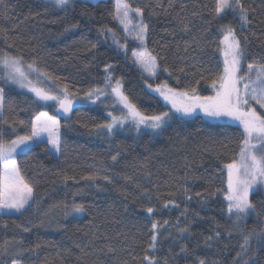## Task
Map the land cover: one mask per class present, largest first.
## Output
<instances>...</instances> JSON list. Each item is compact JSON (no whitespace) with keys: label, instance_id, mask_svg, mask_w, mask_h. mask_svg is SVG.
Here are the masks:
<instances>
[{"label":"trees","instance_id":"1","mask_svg":"<svg viewBox=\"0 0 264 264\" xmlns=\"http://www.w3.org/2000/svg\"><path fill=\"white\" fill-rule=\"evenodd\" d=\"M117 2L75 0L64 9L52 6L51 0L0 2V50L22 56L26 67L35 61L48 73L35 77L37 82L58 96L67 87L75 101L71 113L63 116L56 106H45L33 93L6 82L0 65L8 120L0 122L4 139L30 134L31 121L41 112L59 120L62 137L58 154L40 144L15 157L34 188V202L23 215L0 211V264L14 259L20 264H143L153 222L159 225L157 247L148 254L158 264H199L200 259L205 264H264V195L251 194L255 207L239 222L227 212L223 165L238 154L240 126L172 114L157 134H136L124 126L112 133L95 129L113 116L124 117L117 113L118 101L105 87V76L112 77V86L119 80L123 93L146 116L171 113L148 84L183 88L199 80L198 94L214 96L211 81L223 66L217 50L220 25L235 28L245 48L244 68L264 63V0H242L251 21L244 29L238 14L214 19L215 0H171V8L169 0H127L131 8L143 10L148 25L145 45L158 65L153 81L133 60V48L114 18ZM106 65H111L107 72ZM96 88L106 94L89 100L86 93ZM90 175L96 179H86ZM184 188L191 200L183 195ZM197 192L215 195L205 200ZM170 199L175 204L164 207ZM65 203L83 204L85 211L64 215ZM149 206L153 214L145 211ZM249 234V244L242 248ZM207 237L212 239L206 242ZM182 247L187 251L181 252Z\"/></svg>","mask_w":264,"mask_h":264},{"label":"snow or ice","instance_id":"2","mask_svg":"<svg viewBox=\"0 0 264 264\" xmlns=\"http://www.w3.org/2000/svg\"><path fill=\"white\" fill-rule=\"evenodd\" d=\"M2 2V0H0ZM71 0H51L52 6L56 8H66ZM173 5L169 0L168 7ZM6 7V6H5ZM167 11V9H165ZM214 19H222L224 15L231 12L234 16L238 14L241 29L247 27L251 21L248 18L249 9L245 7L242 0H215ZM132 13L140 17V22L136 24V36L141 45V51L133 53L137 56L135 63H138L150 76H156L157 57L147 50L145 40L148 32V25L143 23V10L141 8H131L127 0H118L115 6L114 18L123 26L125 32L130 31L132 24ZM6 14V13H5ZM196 13H193L195 15ZM179 15V14H178ZM181 23L183 20L181 19ZM219 32L222 39L219 41L218 51L223 57V66L220 74L212 79L211 88L214 90V96H202L197 92L196 85L189 83L183 88L169 87L167 82L156 85L155 88L148 84V88L159 93L163 99L171 104L175 113H180L181 117H189L197 110L204 113L205 116L220 119L229 118L237 121L242 129L240 133L241 140L239 142V151L235 158L229 163H225L223 168L227 170V189L225 200L227 201V212L230 216H235L236 222H239L249 214L255 207L250 200V194H255L258 188L264 189V114L257 111L253 105H259L264 109V63H248L244 68L245 48L242 45L240 37L231 25H220ZM106 32L112 33L115 40V33L112 29ZM5 35L6 32H5ZM247 39L246 37L244 38ZM9 48L12 45H8ZM95 47V45H93ZM121 47H124L122 45ZM23 57L15 55L11 51L0 50V65L6 69L5 81L18 84L21 88H27L34 93L38 101H57L60 109L64 113L72 110L73 100L70 99V93L67 87L63 90V95H53L51 90L37 87L29 79V73L23 70ZM30 72H35L37 76L48 77V73L41 71L35 66V61L27 64ZM111 68V65L105 66V71ZM165 71L167 69L165 68ZM184 72L183 68L178 69ZM171 75V73H170ZM195 75V74H194ZM50 78V77H49ZM112 77L105 76V87L111 88V93L115 95L118 102L123 104L127 109L124 117H112L110 123L97 124V131L104 129L108 133H112L116 127H123L125 120L129 118L134 123L136 130L139 131L141 125L152 129L154 132L160 130L162 126L171 118L170 112H161L158 115L146 116L138 110L137 106L132 103L127 95L122 91V85L116 80L115 86L111 84ZM179 83V81H177ZM104 89L96 88L86 93V97L91 100L93 96L99 99L101 95H105ZM111 115V113H109ZM0 122L7 124L8 120L4 117V89L0 88ZM15 123V122H14ZM23 124L24 121H19ZM87 127V125H84ZM65 127H68L65 125ZM61 125L59 120L53 116H49L47 112H41L31 121V132L28 135L16 136L15 139L5 140L3 134L0 133V211L15 212L24 214L32 207L34 202V188L22 175L21 169L17 164L16 155L19 150H31V146L43 144L49 152H61L62 137ZM50 146V147H49ZM257 152L261 153L257 155ZM117 155L112 156V160H117ZM70 179L65 177V180ZM88 180H95L96 176L90 175L86 177ZM103 179L107 180L105 176ZM199 179V177H197ZM219 191V189H217ZM189 190L183 189V195L191 200L192 196L188 195ZM197 197L207 199L208 195L215 193L201 194L197 192ZM149 199L151 197L149 196ZM175 204L174 199L168 200L164 207ZM178 207V205H176ZM57 207H61L57 205ZM64 215L71 213H83L85 206L83 204H63L61 208ZM145 211L153 214L155 209L151 206ZM167 224V221L164 222ZM159 225L157 222L152 223V235L142 258L143 264H158L154 255L148 254L157 247L156 230ZM28 229H25L27 231ZM180 232H187V228L179 229ZM215 235L218 237L220 233L217 231ZM251 234L244 236V245L249 244ZM212 237H207L211 240ZM111 251V248H109ZM186 247L181 248V252H186ZM19 254V253H17ZM12 264H20V261L14 259ZM166 264V262H165ZM199 264H205V260L200 259Z\"/></svg>","mask_w":264,"mask_h":264},{"label":"rangeland","instance_id":"3","mask_svg":"<svg viewBox=\"0 0 264 264\" xmlns=\"http://www.w3.org/2000/svg\"><path fill=\"white\" fill-rule=\"evenodd\" d=\"M72 1H75V0H71V2H72ZM83 1H86V2H92V3H97V2H99V1H103V0H83ZM71 2H70V3H71ZM131 15H132V24L129 26V27H130V31L125 32L124 29H123V26H122V25H120V26H121V28H122V31H123V37H124V39H125L127 45H128V44L131 45V47L133 48V53H137V54H138L142 49H141L140 42H139L137 39H135V36H136V30H135V27H134V26L140 22V19H141V18L135 16L134 13H132ZM145 42H146V40H145ZM117 43H118V42H117ZM125 47H126V44H125ZM122 48H123V47H122ZM132 57H133V60L136 61L137 56L132 55ZM135 64H136V66L138 67V69L144 74V76H145L148 80L153 81V80L155 79L156 76H154V77H153V76H150L149 73H148L147 71H145V70H144V69H143L138 63H135ZM1 67H2V69L5 71V74H6V71H7V70L4 69L2 65H1ZM22 67H23V70H24L26 73H29V79L33 82V84H35V86H37V87H41V88H43V87L41 86V84H40L39 82H37V80L35 79V77L38 78L37 74H36L35 72H30V70H29L25 65H22ZM156 72H158V69H156ZM9 82H10V81H9ZM10 83H11V82H10ZM12 84H13V83H12ZM13 85H15L16 87H18V88H20V89H23V90H25V91H27V92H30L27 88H21L18 84H13ZM153 88H155V87H153ZM150 90H151L155 95H157L158 97H160V98L164 101V103L166 104V106L171 110V115L173 114V115H176V116L181 117V114H180V113H175V110L172 109L171 104H169L168 102H166V101L163 99V97H162L159 93L154 92L152 89H150ZM30 93H32V92H30ZM33 94H34V93H33ZM117 101H118V100H117ZM40 102H41L42 104H44L45 106H49V105L56 106L57 109H58V112H59L61 115H63V116H67V115H69V114L71 113V111H72L73 108H74V103H75V101H73L72 110H71L69 113H64L63 110L60 109V105H59V103H58L57 101H47V102L40 101ZM114 103H116L115 107H116V110H117V113L119 114V116H123V115L125 116L126 113H127V109H125V108L123 107V104H121V103H119V102H118V103H117V102H114ZM253 106L256 107V109H257L258 112H260L261 114H264V109H261V108L259 107V105H253ZM196 116H202L203 118H205V119H207V120H209V121H212V122H227V123L237 124V125L239 126V124H238L237 121H233V120H231V119H229V118L214 119V118H211V117L205 116L204 113H203L202 111H200V110H197L195 113H193V115H191V116H189V117H183V118H185V119H191V118H194V117H196ZM170 120H171V118L167 120V122L162 126V128H161L160 130H157V131H155V132H154L152 129H150V128H146V127L143 126V125H141L140 130L137 131V130H136V127H135V125H134V123L132 122V120H131L130 118H129L128 120H125L126 125L124 124L123 126H124V128H126V127H130V129L135 130L136 134H138V133H140V132H146V133H150V134H157V133L161 132V131H162V130H163V129L169 124ZM117 128H123V127H119V126H118ZM118 131H123V129H120V130H118ZM33 147H34V146H31V149H32ZM49 147H50V146H49ZM26 151H28V149H23V150H19V149H18L17 154L24 153V152H26ZM52 152L55 153V154H58V153H56L55 151H52ZM260 154H261V153L257 152V155H260ZM257 191H258V192H261V193L264 195V189L258 188ZM250 196H251V194H250ZM2 214L5 215V216H15V215H19L20 213L2 211Z\"/></svg>","mask_w":264,"mask_h":264}]
</instances>
